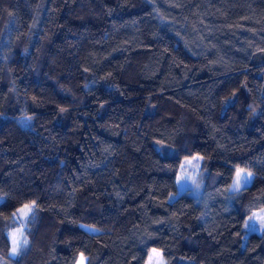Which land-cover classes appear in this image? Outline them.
Wrapping results in <instances>:
<instances>
[{"label": "trees", "instance_id": "1", "mask_svg": "<svg viewBox=\"0 0 264 264\" xmlns=\"http://www.w3.org/2000/svg\"><path fill=\"white\" fill-rule=\"evenodd\" d=\"M0 194L9 264H264V0H0Z\"/></svg>", "mask_w": 264, "mask_h": 264}, {"label": "rangeland", "instance_id": "2", "mask_svg": "<svg viewBox=\"0 0 264 264\" xmlns=\"http://www.w3.org/2000/svg\"><path fill=\"white\" fill-rule=\"evenodd\" d=\"M193 157H198V159H193ZM189 161H190V163H189ZM201 164H202V157L199 154H194L192 156H189V157L182 159V161L180 163L179 173L177 176L178 187H177V190L171 194V196H170L171 200L176 198L178 195H180L184 192L192 191V193L194 194V192L197 191L196 189L198 188L197 184H199V173H200V169H201ZM237 169H244V168L239 167ZM235 175H236V173H235ZM182 176H186L187 178L181 180L180 178ZM193 177L195 178V183L193 182V179H192ZM234 179H235V176H234ZM234 179H233V181H234ZM253 179H254V176H252L251 182L248 185H250L253 182ZM233 181H232L231 185L233 184ZM242 183H243V181H242ZM231 185H230V191H235L234 189H232ZM198 190H199V188H198ZM3 198H4V196L0 194V201L3 200ZM29 204H31V203H29ZM257 217L258 218L253 220V224H254V226H257L258 228H262L263 223H262V219H261L262 218L261 214L257 215ZM24 218L25 217L19 219L21 221V223L18 224L17 227L12 228L10 233L15 232L21 228L23 229V233H24V223H23ZM88 227L93 228L91 226H88ZM153 250H155L156 253H158L159 256L162 257L163 264H165L166 263V256L163 253L162 249H160L158 247L151 248L145 264H157ZM83 257H84V264H86L87 257L84 254H83ZM80 258H81V255L79 257L77 264H79Z\"/></svg>", "mask_w": 264, "mask_h": 264}, {"label": "snow or ice", "instance_id": "3", "mask_svg": "<svg viewBox=\"0 0 264 264\" xmlns=\"http://www.w3.org/2000/svg\"><path fill=\"white\" fill-rule=\"evenodd\" d=\"M63 111V109H61ZM193 159H198V157H193ZM190 163V161H189ZM186 176H182L180 179H186ZM252 174L250 172H246L244 169H237L235 179L232 184V189L239 192L242 187H246L251 182ZM193 182L195 183V178L193 177ZM243 181V183H242ZM198 187V184H197ZM35 208V201H33L31 204H24L21 208L17 210L16 213H13V217L15 219H21L23 217H28L30 213H34ZM264 220V218H261ZM82 227H88V226H82ZM10 240H11V249L9 252V256H17L20 254V250L22 247L27 246L28 241L26 237H24L23 229H18L15 232H12L9 234ZM157 264H163L162 257L159 256L158 253H156L155 250H153ZM79 264H84V257L83 254H81V258L79 261Z\"/></svg>", "mask_w": 264, "mask_h": 264}, {"label": "clouds", "instance_id": "4", "mask_svg": "<svg viewBox=\"0 0 264 264\" xmlns=\"http://www.w3.org/2000/svg\"><path fill=\"white\" fill-rule=\"evenodd\" d=\"M10 14H11V13H10ZM22 115H27V113L24 112V113H22ZM28 118H32V119H34V117H31V116H29ZM157 143L160 144V145H163L165 151H167V152H171V149L165 144L164 141H158ZM244 170H245L246 172H250V173L252 174V176L256 175L255 170H250V169H244ZM199 186H200V185L198 184V187H199ZM231 187H232V185H231ZM26 239H27V238H26ZM27 241H28V239H27ZM28 243H29V241H28ZM0 264H9V261H8V259H7V255H0Z\"/></svg>", "mask_w": 264, "mask_h": 264}]
</instances>
